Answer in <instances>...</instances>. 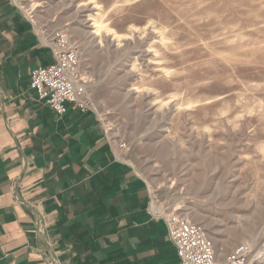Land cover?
Masks as SVG:
<instances>
[{"label":"rangeland","instance_id":"obj_1","mask_svg":"<svg viewBox=\"0 0 264 264\" xmlns=\"http://www.w3.org/2000/svg\"><path fill=\"white\" fill-rule=\"evenodd\" d=\"M67 30L154 206L264 264V0H13Z\"/></svg>","mask_w":264,"mask_h":264},{"label":"crops","instance_id":"obj_2","mask_svg":"<svg viewBox=\"0 0 264 264\" xmlns=\"http://www.w3.org/2000/svg\"><path fill=\"white\" fill-rule=\"evenodd\" d=\"M52 60L24 11L0 0V264H179L146 180L99 114L57 116L30 89ZM209 238L219 259L242 243Z\"/></svg>","mask_w":264,"mask_h":264},{"label":"built area","instance_id":"obj_3","mask_svg":"<svg viewBox=\"0 0 264 264\" xmlns=\"http://www.w3.org/2000/svg\"><path fill=\"white\" fill-rule=\"evenodd\" d=\"M52 55V63L33 70L30 89L38 100L61 116L69 107L84 113L92 110L88 83L81 71L80 51L67 30L56 28L50 33H40ZM104 124V123H103ZM105 133L107 129L104 125ZM109 139L115 143L110 137ZM125 151V143L115 144ZM166 222L168 236L176 248L179 264H248L251 250L247 244L236 246L225 258L219 259L211 239L200 224L193 223L178 213H165L154 206Z\"/></svg>","mask_w":264,"mask_h":264},{"label":"bare ground","instance_id":"obj_4","mask_svg":"<svg viewBox=\"0 0 264 264\" xmlns=\"http://www.w3.org/2000/svg\"><path fill=\"white\" fill-rule=\"evenodd\" d=\"M264 249V248H263Z\"/></svg>","mask_w":264,"mask_h":264}]
</instances>
